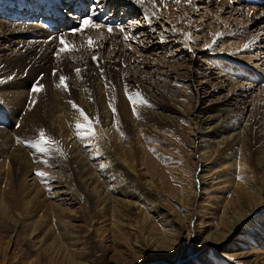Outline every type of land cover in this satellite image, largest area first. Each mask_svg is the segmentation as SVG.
I'll list each match as a JSON object with an SVG mask.
<instances>
[{
	"label": "rangeland",
	"instance_id": "rangeland-1",
	"mask_svg": "<svg viewBox=\"0 0 264 264\" xmlns=\"http://www.w3.org/2000/svg\"><path fill=\"white\" fill-rule=\"evenodd\" d=\"M10 1L11 7L6 9L8 0H0L4 13H0V21L36 26L35 31H27L14 45L9 44L16 54L22 45H33L31 58L14 61L12 78L34 73L38 55L50 46L52 66L61 58L73 60L78 53L92 52L87 54L89 60L97 65V71L108 75L110 83L118 72L114 67L123 65L122 76L134 75L133 81L145 87L143 90L162 94L147 98L157 116L151 121L137 119L138 128L146 124L152 130L140 145L131 141L119 122L112 128L122 141L123 170H128L125 177L135 185L138 199H131L119 221L110 218L112 207L109 212V205L107 210L96 205L91 190L73 176L58 149L37 137V129L25 130L22 136L14 134L18 125L9 129V135L20 141L18 144L28 153L24 152L25 168L17 176L11 162L0 158V264H264V17H260L264 14V0H226L233 8L222 0H173L181 17L175 21L163 13L162 19L151 21L137 0H122L121 5L112 1L103 10L98 2L94 12H90L93 0H51L58 9L56 19L52 17L56 11L51 8L52 15H38L27 21L21 19L18 0ZM44 1L50 0H33L35 5ZM129 4H133L131 10ZM80 8H84L81 14ZM238 8L242 13L237 12ZM250 10L258 14L257 20L249 18ZM95 13L98 18L92 19ZM59 18H69L70 26L55 32L43 27L47 20L56 23ZM86 18L100 27L85 26L82 31H73L80 29ZM112 18L119 31L113 40L103 28ZM121 30L123 34H118ZM103 33L105 39H101ZM61 38L69 50L61 51L65 48ZM228 43L235 46L231 49ZM250 54L253 57L247 64L233 57ZM1 67L0 78L5 69ZM262 67L263 73H257L255 68ZM236 93L242 95L237 99L244 106L240 121L235 122L238 126L229 131L238 133L236 146L206 148L205 153H210L208 163L201 165L196 150L203 142L196 131L205 125L194 124L197 113L193 106L205 100L215 101L220 107L222 101ZM231 142L235 140L227 143ZM38 144L46 149L43 153ZM44 158L51 163L44 162ZM37 171L45 175L38 176ZM104 192L108 199L114 196L107 189ZM159 212L163 218L158 217ZM233 217L241 220L226 237ZM221 235L225 242L219 246L195 250L204 241L221 239ZM186 256L189 258L183 260Z\"/></svg>",
	"mask_w": 264,
	"mask_h": 264
},
{
	"label": "bare ground",
	"instance_id": "bare-ground-1",
	"mask_svg": "<svg viewBox=\"0 0 264 264\" xmlns=\"http://www.w3.org/2000/svg\"><path fill=\"white\" fill-rule=\"evenodd\" d=\"M112 1L114 5H116L117 3H120L121 5L122 0H102V1L95 0V3L97 5L98 2L99 3L101 2L102 5L101 6L98 5V6L100 9L103 10V7L107 5V3H111ZM137 1H139L143 5V8L145 9V11L143 9V12H145V15L149 17L151 21L158 20L159 18H161L162 13L169 20L173 19L175 21L181 18L179 15H177V7L174 6L175 4L173 0H137ZM2 2H4V0H2ZM8 2H9L8 5L6 3L5 5L7 6H4L6 7V9L11 7V5H9L11 4V1L8 0ZM221 2H226L227 3L226 6H230L231 8H233L231 3L227 2L226 0H222ZM131 5L133 6V4H129L128 10H131L130 9V7H132ZM17 6L20 7V10H22L23 13L21 19L27 21H33L32 19H34L38 15H52L53 12L50 11V9L53 8V10H55V6H53V2L51 3V0L49 2L44 1V3L38 2L37 5H35L33 0H18L16 2V7ZM154 6H157V8L155 9ZM135 7H133L132 9H135ZM240 8H238L239 10L237 12L241 11ZM80 9L81 10H78L79 13L84 8H80ZM57 10L58 9L55 10L56 14L52 16L55 19L57 18L55 17L57 15ZM74 10L77 12L76 7L74 8ZM0 13H2L1 10ZM127 13L129 12L127 11ZM3 14L4 13H2V15ZM255 14H256L255 12L250 10L248 16H250L249 18L253 17L254 19L253 21H255L259 17L258 14L257 15ZM59 16L64 17L63 14H60ZM260 17H264V14L260 15ZM16 18L17 16L14 17L13 19L17 20ZM95 18H98L97 13L92 14V19ZM113 21H114L113 18L111 19V21H106L108 22L109 26L105 25L103 27L101 25L104 28V30L108 32L106 33L109 36V38L112 37L111 38L112 40L113 38H116L115 33H117L118 31V27L114 26ZM48 22L50 23L48 24ZM250 22L252 26L253 25L255 26V22L252 21ZM18 23H14L7 20L0 21V65L5 66L3 72L1 71L3 73L2 75L3 77L0 78V158L2 157L1 160L6 158L7 161L9 160L11 162L12 168L16 176L19 174V171L22 172V169L25 168V166L23 165L24 164L23 160L25 157L24 154L28 153V151L27 152L24 151L23 150L24 148L22 149L20 147L21 145H19L20 141L19 142L18 140L14 141L13 137L9 135V133L11 132L9 131V129L14 128L15 125H18L19 127L18 130H16V132L14 133L17 136L18 135L22 136L25 130L26 132L27 131L33 132L35 129H37L38 135H40L41 132L46 133V135L44 136V140L49 141L51 147L59 150V152L63 155V158H65V160L68 163V166L70 168L69 171H71L73 176L76 177V179L81 185L91 190V197L94 199V202H96V205L99 206L100 209L104 208L106 210L108 209L107 206L109 205V212L111 210V207L113 208L111 213H109L110 218L111 217L112 219L117 218V220L118 218L121 219V217H123L122 215L126 214V213L121 214V212H124L123 210L125 207L131 205V199L133 198H135L136 200L138 199L136 197V192L134 187L135 185L133 184L132 181H129L130 179L129 180L126 179L127 176L125 177L128 170L127 169H126L127 171L125 169L123 170V162H122L123 160L120 159L122 141L119 136H117V138L115 137L116 135L115 133H113L112 128L114 124L118 125L117 122H119L122 128H125V131H127V134L131 139V141L132 142L134 141L133 143H135V145L136 144L140 145L139 142L142 143L144 137H146L147 135L149 136L152 130H150L149 129L150 126L146 124L144 125L142 124L143 126L142 127L139 126L138 128L137 119L144 117L142 118V120L148 121L157 116L156 114L157 112H153L150 108L152 104L150 105L149 103L151 102L149 101H151V99H147V98H149L148 96H150L151 98L156 94H159L160 92H153L147 90V88L143 90V88L145 87L142 86L143 87L142 88L140 84H137L136 81H133L135 80L132 78L134 77V75L125 73L122 76L123 65H121V67H117L116 63L114 64L118 69L114 67L115 68L114 71L117 70L118 72H116V74H113L111 79L113 80L112 81L113 83H110L108 79L109 78L108 75L107 74L103 75L100 70L97 71L95 69L97 68L96 64L92 65L91 61L88 58L89 56L87 55L90 52H88L86 55L85 54L79 55L80 53H78L77 58L74 55L75 59L73 60L72 59L64 60L61 58L60 62L56 61L55 64H53L54 66H52V63L54 61H53V57L51 56L52 48H50V46L48 47L46 46L47 48L45 49V51L43 50V52L40 55H38L39 57L36 56L38 57L36 59L37 67L35 68L34 73H29V74L27 73L28 76H23L22 77L23 79L22 78L14 79L12 77L13 75L15 76V74L11 76L12 74L11 69L14 68V66H12L14 61L15 60L19 61L20 59H22L21 61H23V59L31 58L30 54L33 52L32 50L33 45L31 46L29 44L31 46L29 48L26 47L23 48L22 45L21 49L23 50L20 49V52L16 54L13 53V51L10 49L11 46H9V44L13 43L14 45V43L17 42L18 37L20 35L27 34V31L31 32V31H35L36 29V26L33 24H28L24 26V25H19ZM69 23H70L69 18L66 20L59 18V20L58 19L56 20V23L55 20L51 21L50 19L49 21L47 20V25L46 26L44 25L43 27L48 31L50 30V32L53 31L55 32L58 30L66 29L68 26H70ZM47 26H49V28ZM109 27H111L112 29L111 32H109L108 30ZM210 31L212 32V30ZM118 34H123L122 30L121 33ZM102 35L103 37H101V39L107 37L105 36V33H103ZM106 39L108 40V38ZM98 40L100 39L98 38ZM107 40H104V42L107 43L108 42ZM236 40L234 41L236 42ZM231 44L229 45L228 43L229 48L232 49V47L235 46L234 45L235 43L233 44L234 46ZM35 46L36 44L34 45V47ZM233 57L237 62H242L243 64H247L253 56L251 57L250 54L248 56H241V57L237 55H233ZM17 58L20 59L18 60ZM112 61L114 60L112 59ZM116 62L118 61L116 60ZM18 63L15 64L17 65ZM60 63L62 65H59ZM111 64L113 65V63ZM104 65L106 66L105 62ZM21 67L19 68L20 71H21ZM99 68L101 69V67ZM260 69L257 70V68H255L257 73H263V67ZM30 70L33 69L31 68ZM77 70H79V72H77ZM85 70H87L88 72H85ZM13 71L15 72V70ZM50 71L52 72L50 73ZM103 72L105 73L106 71L103 70ZM61 76L66 78L65 84L67 85V87L58 86L61 84L60 81ZM104 78H107L108 80H105ZM124 79H126L127 81H125ZM37 82L43 85V89L39 93H33L32 90L30 91V86L33 87V85ZM187 83L189 82L187 81ZM112 90H114V92H112ZM162 91L164 92V90ZM170 91H172V88H170ZM137 93H139L140 95H137ZM146 93H148V95ZM236 95L231 94L232 97L227 96L228 98L222 101L220 107H216L215 101L214 102L210 101L211 103H205L206 102L205 100L204 101L198 100L196 104H194L193 111L194 113H197L194 115L196 118L195 122L193 121L194 124L202 123V125H205V126H200L201 130L196 131L198 138L200 137V141L203 142L202 145H199L198 149L196 150L198 152V157L200 158L198 162H200L201 165L202 164L205 165L206 163H208V159H209L208 154L210 153H208L209 151L207 152L208 154L205 153L206 151L204 150L206 148L208 149L212 147L217 148L219 144L220 146L225 145L228 148L231 146L232 147L236 146L235 144L237 143L238 133L233 132L229 134V131L230 129L236 128L235 122H237L239 120L238 118L241 117L244 108V106H242V104L239 103L241 102V100L239 98L237 99L238 96H242V95H237V96ZM129 96L132 97V100L129 99ZM73 104H75L77 107H73ZM134 108H135V112H134ZM113 109H115V113ZM81 110H83L84 114L87 115L90 118V120L84 119V116L81 115ZM225 113L226 115H224L223 117L221 114H225ZM6 121H8L11 124L7 123ZM77 124L83 126L79 130L81 133H88L87 135L84 136V138L78 137L77 128H76ZM221 133L222 134L224 133V135H221ZM37 137H41V136H37ZM233 139L235 140V142L227 143L228 141H232ZM48 146L49 145H47V147ZM48 154L50 153L48 152ZM44 156H47V154ZM38 158L42 159L41 156H37L36 159ZM3 161L5 162V160ZM43 161L50 162V160H47L45 158ZM104 189H107L110 193H114V196L113 195L109 196L110 198L108 199V196L106 194L107 191L104 192ZM150 205L152 208L155 207V204L150 203ZM107 215L108 214L106 213L105 216ZM160 215L161 212H159L158 217H161ZM240 220L241 218L238 217L232 218V220L230 221L231 223L229 225V228L225 231L227 235L226 237H228V235H230L233 232L235 228V224ZM163 221H165V219H163ZM222 236L223 235H221V237ZM221 239L219 238L214 242L204 241L200 244L201 247L199 246V248H196L195 250H199L209 245L219 246L221 243L225 242L224 237H222ZM155 244L156 243H154V245ZM187 258L189 257L186 256L185 259L183 260H186Z\"/></svg>",
	"mask_w": 264,
	"mask_h": 264
},
{
	"label": "snow or ice",
	"instance_id": "snow-or-ice-1",
	"mask_svg": "<svg viewBox=\"0 0 264 264\" xmlns=\"http://www.w3.org/2000/svg\"><path fill=\"white\" fill-rule=\"evenodd\" d=\"M96 7H97V5L95 4V0H94L93 5L90 6V12H94L95 9H96ZM85 26H91V27H94V28H99V27H100L99 24H93V23L91 22V18H86V19H83V20H82V23H81V27H80V29L73 30V31H82V30L84 29ZM108 30H109V32H111V31H112L111 27H109ZM89 42L91 43V41H89ZM61 43H62V44H65V48H62L61 51H67V50H69V49H68V46H67V44H66V41H65L63 38H61ZM93 59H96V58L94 57ZM77 72H79V70H77ZM54 74H55V73H54ZM65 80H66V78L63 77V76H61V77H60L61 84L58 85V86H64V87H67V85L65 84ZM42 89H43V85H42L41 83L37 82V83H35V84L33 85V87H32V92H33V93H39V92L42 91ZM137 95H140V94L137 93ZM129 99L132 100V97L129 96ZM73 107H77V106H76L75 104H73ZM113 111H114V113H115V109H113ZM134 112H135V108H134ZM81 115L84 116V119H85V120H90V118H89L87 115L84 114L83 110H81ZM97 122H98V121H97ZM81 127H83V126L80 125V124H77V125H76V128H77V135H78L79 138H84V136L87 135L88 133H81V132L79 131ZM40 136H41V139L43 140V139H44V133L41 132V133H40ZM45 142H47V141H45ZM37 147L39 148V151H41V152H44V151L46 150L45 148L40 147L39 144L37 145ZM36 174H37L38 176H44V175H45L44 173L39 172V171H37Z\"/></svg>",
	"mask_w": 264,
	"mask_h": 264
}]
</instances>
